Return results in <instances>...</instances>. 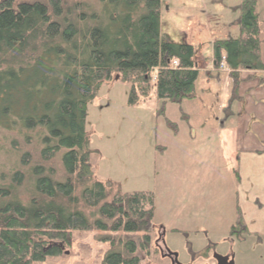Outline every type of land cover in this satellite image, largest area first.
Returning <instances> with one entry per match:
<instances>
[{
	"label": "trees",
	"instance_id": "1",
	"mask_svg": "<svg viewBox=\"0 0 264 264\" xmlns=\"http://www.w3.org/2000/svg\"><path fill=\"white\" fill-rule=\"evenodd\" d=\"M99 3L97 15L80 14L73 23L62 0H0V133L6 136L2 146L16 147L9 135L28 142V132L36 131L43 146L41 163L60 154L66 176L54 179L41 163L30 167L29 153L16 158L30 167L27 171L15 166L2 174L0 264H35L64 255L75 231L110 234L102 239L110 242L111 250L101 264H139V234L149 246L154 196L113 195L111 185L95 179L87 108L116 76L129 83L131 105L154 95L164 112L167 103L194 100L196 52L161 32L163 0ZM241 9L243 37L213 44L215 65L224 54L232 70L233 93L239 68L264 67L259 62L257 0H243ZM93 18L101 24L89 28ZM25 184L30 194L26 202L18 195ZM231 232L237 239L248 233L242 218Z\"/></svg>",
	"mask_w": 264,
	"mask_h": 264
},
{
	"label": "rangeland",
	"instance_id": "2",
	"mask_svg": "<svg viewBox=\"0 0 264 264\" xmlns=\"http://www.w3.org/2000/svg\"><path fill=\"white\" fill-rule=\"evenodd\" d=\"M62 1L73 23L80 14L93 17L100 11L99 0ZM242 2L163 0L161 32L172 43L192 45L197 56L210 57L214 42L240 38ZM257 15L264 36V0H257ZM100 24L93 18L88 27ZM119 79L104 85L87 108L88 151L95 179L111 185L113 195L151 193L155 228L149 237L155 240L163 228L165 244L178 255L180 264H213L215 254L232 256L235 264H264V237L243 235L237 239L231 232L242 217L237 206V179L226 158L223 161L213 153L215 141L222 139L217 134L221 84L216 81L208 87L200 75L195 100L167 103L161 112L162 102L154 95L131 105L130 85ZM27 135L28 142L9 135L17 145L5 148L2 141L6 136L0 133V186L2 174L8 175L15 166L27 171L41 163L43 146L36 131ZM25 153L32 156L29 168L16 159ZM41 164L54 179H65L60 154ZM26 185L18 192L24 202L30 196ZM108 236L97 230L75 231L64 255L35 264H101L111 250L110 242L102 240ZM136 238L139 264H166L154 253V243L148 247L142 244L144 234Z\"/></svg>",
	"mask_w": 264,
	"mask_h": 264
},
{
	"label": "crops",
	"instance_id": "3",
	"mask_svg": "<svg viewBox=\"0 0 264 264\" xmlns=\"http://www.w3.org/2000/svg\"><path fill=\"white\" fill-rule=\"evenodd\" d=\"M259 28L261 41L259 62L264 65V36L260 22ZM242 37L241 28L239 39ZM195 61L199 77L203 76L206 86L212 87L216 81L221 84V113L217 116L219 117L217 134L220 133L222 139L215 141L216 151L213 153L219 154L223 161L226 158V164L228 163V167L236 176L237 206L248 230L245 235L262 239L264 237V67L239 68L237 70L239 81L233 93L232 70L222 72L215 69L213 47L210 57L196 54ZM226 133L228 136L225 137ZM199 152L202 155V150Z\"/></svg>",
	"mask_w": 264,
	"mask_h": 264
},
{
	"label": "flooded vegetation",
	"instance_id": "4",
	"mask_svg": "<svg viewBox=\"0 0 264 264\" xmlns=\"http://www.w3.org/2000/svg\"><path fill=\"white\" fill-rule=\"evenodd\" d=\"M154 228L155 227H153L151 229V232H153ZM160 230L161 231H159V233H158V235H157L155 240L152 241L151 237H149V245L151 243H154V249H153L154 253H156L161 260L165 261L166 264H178L179 257L176 258L175 257V253H173L171 250L168 249V247H167V245L165 244V241H164L165 231L163 229H161V228H160ZM222 256L228 257L229 261H231L233 259L232 256H228V255H222ZM213 264H218L217 261L215 260V258H214V263Z\"/></svg>",
	"mask_w": 264,
	"mask_h": 264
},
{
	"label": "water",
	"instance_id": "5",
	"mask_svg": "<svg viewBox=\"0 0 264 264\" xmlns=\"http://www.w3.org/2000/svg\"><path fill=\"white\" fill-rule=\"evenodd\" d=\"M118 79H119V76L116 77V80H118ZM175 257L177 258L178 255L175 254ZM214 258H215V260L217 261L218 264H235L234 259H232L231 261H229V258L228 257H224L222 255L215 254L214 255ZM178 264H180V263L178 262Z\"/></svg>",
	"mask_w": 264,
	"mask_h": 264
},
{
	"label": "built area",
	"instance_id": "6",
	"mask_svg": "<svg viewBox=\"0 0 264 264\" xmlns=\"http://www.w3.org/2000/svg\"><path fill=\"white\" fill-rule=\"evenodd\" d=\"M175 65L177 64V63H174ZM220 69L221 70H227V66H226V64H225V59H223V62L221 63V65H220Z\"/></svg>",
	"mask_w": 264,
	"mask_h": 264
}]
</instances>
